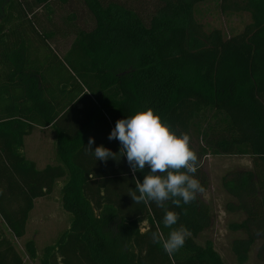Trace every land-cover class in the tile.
Returning <instances> with one entry per match:
<instances>
[{
    "label": "trees",
    "instance_id": "16d2710c",
    "mask_svg": "<svg viewBox=\"0 0 264 264\" xmlns=\"http://www.w3.org/2000/svg\"><path fill=\"white\" fill-rule=\"evenodd\" d=\"M204 1L0 0V220L15 239L22 238L34 200L55 187L70 217L41 252L32 238L24 242L30 262L224 264L211 243L195 241L210 224L201 192L179 207L145 199L134 209L129 194L147 165L133 173L120 154L101 162L85 150L91 137L93 149L103 145L118 153V141L108 147L100 131L110 132L118 119L148 108L177 135H189L197 156L193 175L203 190L204 156L250 157V168L225 183L244 215L237 225L244 237L235 240L232 253L242 264L260 241L256 257L264 261V0H235L249 20L228 37L196 21L193 7ZM34 8L46 13L45 20L55 8L64 12L59 23L51 19L50 34L62 25L59 30L71 36L68 51L78 78L52 49L43 54L32 42L34 34L43 39L32 24ZM85 83L99 96L98 106ZM44 127L55 133V159L38 168L24 154V138ZM166 210L178 214L170 228L162 223ZM176 228L189 235L169 254L152 234L163 241ZM0 264H26L1 229Z\"/></svg>",
    "mask_w": 264,
    "mask_h": 264
},
{
    "label": "rangeland",
    "instance_id": "374dc122",
    "mask_svg": "<svg viewBox=\"0 0 264 264\" xmlns=\"http://www.w3.org/2000/svg\"><path fill=\"white\" fill-rule=\"evenodd\" d=\"M31 1V0H23ZM236 1L233 0L226 7L219 4V0H206L194 5V17L201 24L205 31L212 29L221 30L224 37H228L242 30L243 26L248 22L249 15L244 11L236 10ZM64 10V8H63ZM66 10V7H65ZM45 12V11H44ZM64 12L61 9H54L51 19L57 23L62 19ZM46 14V13H45ZM44 13L41 9L34 8L32 14V24L37 32L43 37L34 34L32 42L40 47L43 54L50 55V50L54 51L63 62L64 66L76 78L78 75V67H74V56L68 51L71 43V36L68 32H62L65 28L59 26L58 33L50 34V18H43ZM47 24V25H46ZM49 24V25H48ZM81 83L84 81L81 79ZM85 87L89 90L96 105L100 104V98L91 86L85 83ZM108 119L110 125L111 116L109 112H103ZM112 128V127H111ZM109 132L100 131V137L110 147L113 140H108ZM27 137L25 140V153L31 155L36 150V135ZM119 143V142H118ZM193 144L198 146L199 142L194 139ZM120 145V144H119ZM201 164L207 173V187L201 192V197L209 205L210 224L196 237L195 241L199 245L211 243L214 250L219 254L224 264H240L232 253V245L235 240L244 237V233L238 229V223L244 219L243 213L237 206V201L225 189V183H229L233 179L234 173L237 171L248 169L251 166V159L247 156L239 155H211L208 154L201 159ZM137 209V203L133 206ZM70 221L69 215L62 210L58 203V191L55 187L51 194L34 200L33 209L29 213L26 224L25 234L20 239H15L6 229L4 223L0 220V229L4 235L10 239L15 250L21 255L26 264H38L30 262L24 253V242L32 238L38 252H41L44 246L53 243L59 234L68 226ZM260 241L252 246L248 253L247 260L242 264H264V261L256 257V250Z\"/></svg>",
    "mask_w": 264,
    "mask_h": 264
},
{
    "label": "clouds",
    "instance_id": "9594fccd",
    "mask_svg": "<svg viewBox=\"0 0 264 264\" xmlns=\"http://www.w3.org/2000/svg\"><path fill=\"white\" fill-rule=\"evenodd\" d=\"M107 139L119 142L118 153H113L103 145L93 149L91 137L85 145L86 152L101 162L116 160L115 156L120 154V157L126 158L133 173L143 171L146 165L149 169L142 182L137 180L135 191L129 194L135 203L147 199L158 207H164V202L171 200L173 205L179 207L181 202L188 204L198 192L203 191L193 175L197 170V156L189 146V135H177L151 108L118 119ZM177 220V213L166 210L162 223L164 227L170 228ZM188 235L187 229L176 228L163 241L159 233L154 232L152 240L161 243L164 251L171 254L183 247Z\"/></svg>",
    "mask_w": 264,
    "mask_h": 264
},
{
    "label": "crops",
    "instance_id": "0c3cea01",
    "mask_svg": "<svg viewBox=\"0 0 264 264\" xmlns=\"http://www.w3.org/2000/svg\"><path fill=\"white\" fill-rule=\"evenodd\" d=\"M36 135V150L31 155L25 153V140L27 137ZM55 133L50 127L35 128L30 135L24 138V154L26 157L34 161L38 168L44 167L46 164H51L55 159L54 151ZM58 191V187H57Z\"/></svg>",
    "mask_w": 264,
    "mask_h": 264
}]
</instances>
